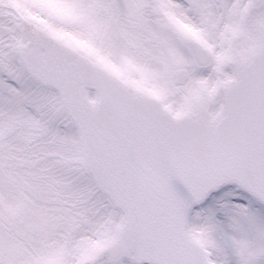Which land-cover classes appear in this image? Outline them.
Returning a JSON list of instances; mask_svg holds the SVG:
<instances>
[{
	"label": "snow or ice",
	"instance_id": "snow-or-ice-1",
	"mask_svg": "<svg viewBox=\"0 0 264 264\" xmlns=\"http://www.w3.org/2000/svg\"><path fill=\"white\" fill-rule=\"evenodd\" d=\"M0 264H264V0H0Z\"/></svg>",
	"mask_w": 264,
	"mask_h": 264
}]
</instances>
